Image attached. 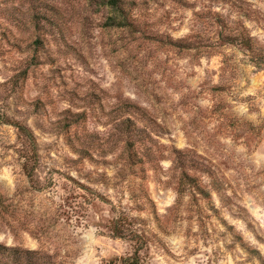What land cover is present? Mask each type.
<instances>
[{"label": "rangeland", "instance_id": "374dc122", "mask_svg": "<svg viewBox=\"0 0 264 264\" xmlns=\"http://www.w3.org/2000/svg\"><path fill=\"white\" fill-rule=\"evenodd\" d=\"M109 1L0 0V244L120 264L122 203L146 264H264V0H125L131 21ZM128 119L151 202L101 184ZM11 122L36 137L32 181Z\"/></svg>", "mask_w": 264, "mask_h": 264}, {"label": "trees", "instance_id": "16d2710c", "mask_svg": "<svg viewBox=\"0 0 264 264\" xmlns=\"http://www.w3.org/2000/svg\"><path fill=\"white\" fill-rule=\"evenodd\" d=\"M108 6L110 10L121 14L119 16H121L122 21H131L129 18V3L125 0L109 1ZM249 42V39L243 41L246 48H250ZM10 125L17 131L18 140L22 145V173L29 181H32L37 173L39 163L36 137L31 129L23 123L11 122ZM125 125H127L125 128L127 131H124L123 133L127 140L123 152V154L126 155L125 163L116 171L115 183L109 181L107 177L101 176V184L105 187H109L110 185L108 184H111V186L118 187L122 191L125 188L128 189L131 198L137 204L141 203V200L149 202L150 200L147 197L148 190L145 187L148 170L145 167H141V169L137 168L136 166H138V163L134 161L135 154H137L138 151L136 150L135 141H132L139 137V134L135 132L132 120H126ZM130 151H134L133 154H130ZM131 180H133V182H131ZM136 180H140V183L136 184V182H134ZM106 181L111 183H107ZM72 182L74 181L72 180ZM177 186L179 187L177 194H180V188H184L185 185L179 183ZM79 187L86 190L83 185H79ZM194 189L203 198H209L210 194L206 192L203 187H194ZM96 197L97 196L92 197V199L94 200ZM110 207L112 218L108 221L106 229L112 238L125 240L131 243L134 249L131 256L118 259L116 262H120V264H146L145 258L141 254L147 250L149 241L144 234V231L138 227V221L127 214L125 208L122 207V203H119V205L110 204ZM57 257V254L51 255L42 250L31 251L27 249L7 247L0 244V264H62L58 262ZM113 263L114 262H108L105 264Z\"/></svg>", "mask_w": 264, "mask_h": 264}]
</instances>
